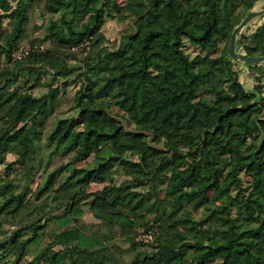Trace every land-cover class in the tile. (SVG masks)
<instances>
[{"label": "trees", "instance_id": "16d2710c", "mask_svg": "<svg viewBox=\"0 0 264 264\" xmlns=\"http://www.w3.org/2000/svg\"><path fill=\"white\" fill-rule=\"evenodd\" d=\"M37 1L0 0V264H264L262 91L245 88L228 53L258 0H43L54 16L39 41L51 46L32 41L16 57ZM106 18L127 26L110 47ZM239 42L264 55V19ZM261 65L249 66L255 80ZM75 83L83 127L57 116L43 140ZM44 154L68 159L43 166L31 190ZM100 165L124 177L91 190ZM87 213L100 234L86 231ZM207 224L224 227L205 238ZM150 229L152 240L137 237Z\"/></svg>", "mask_w": 264, "mask_h": 264}, {"label": "rangeland", "instance_id": "374dc122", "mask_svg": "<svg viewBox=\"0 0 264 264\" xmlns=\"http://www.w3.org/2000/svg\"><path fill=\"white\" fill-rule=\"evenodd\" d=\"M121 1V0H120ZM81 2H83V0H77V4H81ZM43 0H38L37 3L30 9L29 11V21L27 23L26 26V33L24 38L21 40V47L15 52H21L22 49L24 48H28L29 45L33 42H38L39 39H41L43 33H44V28L47 24V20L51 17L54 16V14L51 15L50 11H47L45 9V7L43 6ZM263 7L262 4V0H258L256 1L255 5L252 7L251 10L253 9H260ZM264 19V13L261 14L258 17H255L247 26H245L237 35V42H236V49L238 52H242V53H246L245 49H243V47L240 45L239 42V36L242 33H249L252 30H255L256 27L263 21ZM12 22L10 20L4 19L3 20V31H9L10 27H11ZM126 23H119L116 21V19H111V18H106L104 24L102 25L99 34L103 37L105 44H107L109 47L113 46L115 44V42L117 43V41H119V39L122 37V30L126 29ZM35 40V41H34ZM37 40V41H36ZM33 41V42H32ZM40 44L43 45L44 48H46L47 46H51L50 42H38ZM193 58H200L199 55H197L196 53H193ZM237 62L240 64V68L238 69V77H239V81L243 82L244 80V73L246 72V69H249V66L252 64H249L247 62H242L241 59H236ZM3 61L1 60V69L4 68V64L2 63ZM259 64H262L261 66H264V62H261ZM4 65V66H3ZM4 70V69H2ZM1 71V70H0ZM249 71V70H248ZM249 76V75H247ZM250 77H252V89H247L246 87L248 86L245 83V88L247 90H256L258 92V90H261V96L262 99L264 100L263 94H264V76L261 75L259 76L256 80L255 78L250 74ZM41 82H47V78H42ZM246 82V81H245ZM78 84H70L68 85L66 88L64 89H60L59 93H58V97L61 98L62 100V104L61 106L55 111V113L49 118V120L47 121L46 125H45V130H44V136H43V140H45L47 134L53 129V127L55 126V121L57 119V116H62V117H70L72 116L73 118H75V123L73 125V131L79 130L83 127V124L86 121V116L87 114L85 112H78L77 109L73 108V103L71 101V98L73 96V94L75 93V91L77 90ZM259 87V88H258ZM46 88L42 87L41 85H38L35 89H34V93L35 95H40L43 92H45ZM262 100V101H263ZM262 104V103H261ZM263 110H264V103H263ZM105 126L106 127H111L112 126V122L111 121H106L105 122ZM29 148L27 149L26 152V164L31 165V163L33 162V156H34V151L32 146H28ZM45 158V161H43V163L40 165V167L37 169V171L34 172L33 174V178L31 179L29 186L31 187V190H34L38 183L41 181L42 177L46 174L45 170L50 171L54 168H56L58 165H60L61 163H64L68 157L65 156H61L58 154H51L49 156L46 157V155L44 154L43 156ZM93 156H90V158H92ZM7 160H12L15 158V156L13 154H7L6 156ZM132 158H138L137 154H133ZM100 161V160H99ZM46 164V165H45ZM103 164V163H102ZM46 166L45 170H42V167ZM3 165H0V182L2 179V176L4 177L6 172L3 170ZM11 174V173H10ZM100 174L103 176V178L101 180L93 177L92 181L89 185L91 190H95L98 188H101L105 182H108L107 179L112 175L115 177H124L121 176L122 173L114 170V169H107L105 167V165H100ZM12 176V175H10ZM32 197V193L31 191H29L26 194V199L24 200V202H26L29 198L31 199ZM84 219L86 220V222H88V226L86 228V231L88 232H95L96 234H100V230L96 229V222H98V220H96L91 214H85L84 215ZM5 220V226H13L11 218L8 216H5L4 218ZM187 225L189 226V224L187 223ZM224 226H220V225H214V224H207L202 228V234L203 236H205V238H207L208 236H210L213 231L216 228H223ZM192 235V233H190ZM138 237V236H137ZM123 238L124 235L122 236H118L117 237V242H119L123 247L126 246V243L123 242ZM143 250H145L146 252H151L152 248L150 246H145L142 247ZM126 259H130L132 256L131 254H126L124 255ZM172 264H174V261H172Z\"/></svg>", "mask_w": 264, "mask_h": 264}, {"label": "water", "instance_id": "95a60500", "mask_svg": "<svg viewBox=\"0 0 264 264\" xmlns=\"http://www.w3.org/2000/svg\"><path fill=\"white\" fill-rule=\"evenodd\" d=\"M263 7L260 9L250 10L245 17L234 27L228 46V53L233 59H241L249 64H259L264 62V55H249L246 53L238 52L236 49L237 35L247 26L255 17L264 13V0L262 1Z\"/></svg>", "mask_w": 264, "mask_h": 264}, {"label": "built area", "instance_id": "2783aa9c", "mask_svg": "<svg viewBox=\"0 0 264 264\" xmlns=\"http://www.w3.org/2000/svg\"><path fill=\"white\" fill-rule=\"evenodd\" d=\"M27 51H28L27 48H24V49L21 50V52L16 53L15 56L19 57V56L27 53ZM263 97H264V94H263ZM263 103H264V100H263ZM153 234H154V230L150 229L147 232H144V233L140 234L138 236V238L139 239H143V240H152Z\"/></svg>", "mask_w": 264, "mask_h": 264}, {"label": "crops", "instance_id": "0c3cea01", "mask_svg": "<svg viewBox=\"0 0 264 264\" xmlns=\"http://www.w3.org/2000/svg\"><path fill=\"white\" fill-rule=\"evenodd\" d=\"M263 1V0H262ZM250 72L248 71V69H246V72L243 74L244 75V80L246 81H244L243 82V85L245 86V83L248 85L246 88L247 89H252V83H253V79H252V77H250ZM247 75H249V76H247ZM252 75V74H251Z\"/></svg>", "mask_w": 264, "mask_h": 264}]
</instances>
